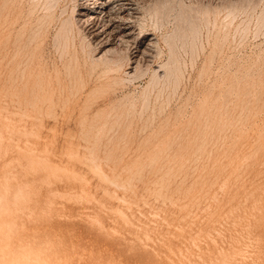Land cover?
Returning a JSON list of instances; mask_svg holds the SVG:
<instances>
[{
  "label": "rangeland",
  "instance_id": "obj_1",
  "mask_svg": "<svg viewBox=\"0 0 264 264\" xmlns=\"http://www.w3.org/2000/svg\"><path fill=\"white\" fill-rule=\"evenodd\" d=\"M80 2L0 0V86L12 67L23 90L20 110L7 98L9 126L0 94V193L11 196L0 194V209L13 254L30 264H264V0H129L127 47L90 38ZM123 56L119 72L103 69Z\"/></svg>",
  "mask_w": 264,
  "mask_h": 264
},
{
  "label": "bare ground",
  "instance_id": "obj_2",
  "mask_svg": "<svg viewBox=\"0 0 264 264\" xmlns=\"http://www.w3.org/2000/svg\"><path fill=\"white\" fill-rule=\"evenodd\" d=\"M129 0H82V3H81V5H80V8L78 9V16H79V18H81L82 17V19H80L81 21H83V24L84 23H88V26H90L86 31H87V33L90 35V38H98V37H102V36H108V37H112V39H114L118 44H127V45H124V46H128V44L129 43H131L132 42V39H134V37H133V31L131 30V25H130V23H131V19H135V15L137 14L136 13V11H135V7L134 8H132V5L128 2ZM14 2V1H13ZM31 3V2H30ZM33 5H34V3H33ZM35 6V5H34ZM37 6V5H36ZM78 6H79V4H78ZM10 7V6H9ZM30 7V6H29ZM32 7V6H31ZM11 8H13V7H11ZM48 6L46 7V9L48 10ZM18 9V8H17ZM33 9H34V11L36 12V10H37V8L35 7V8H33L32 7V11L31 12H33ZM36 9V10H35ZM5 10V9H4ZM28 11H29V8L27 9ZM18 11V10H17ZM17 11H15L16 13H17ZM27 11V12H28ZM31 12H29V14L32 16L35 12H33V14L31 13ZM45 12H46V10H45ZM49 12V11H48ZM138 12V11H137ZM9 13H11V12H9ZM15 13V14H16ZM19 13L20 14H22L21 13V11H19ZM18 14V13H17ZM28 14V15H29ZM76 14V13H75ZM13 15V14H12ZM15 17H17V15H15ZM41 17V16H40ZM21 18H22V16H21ZM31 18V17H30ZM35 18V17H34ZM137 18H138V16H137ZM3 19V18H2ZM37 19V18H36ZM76 19V18H75ZM75 19H74V21H75ZM264 19V18H263ZM262 19V21H264ZM14 20V22H15V19H13ZM12 20V21H13ZM18 22H19V20L18 19H16ZM31 20V19H30ZM40 20H41V18H40ZM136 20V19H135ZM7 20H5V22H6ZM16 21V22H17ZM36 21V20H35ZM133 21V20H132ZM262 21H261V23H262ZM7 22H11V21H7ZM14 22H13V27L14 26H17V25H15L14 24ZM17 22V23H18ZM31 22V21H30ZM38 22V21H37ZM64 22H65V20H64ZM67 22V21H66ZM65 22V23H66ZM95 22H97V23H101L100 24V28L98 27V25H97V23H96V25L94 24ZM27 23V22H26ZM25 23V24H26ZM38 23H41V22H38ZM70 23V22H69ZM79 23H80V21H79ZM82 23V22H81ZM134 23V22H133ZM135 23H136V21H135ZM264 23V22H263ZM8 24V23H7ZM6 24V25H7ZM24 24V23H23ZM42 24V23H41ZM40 24V25H41ZM64 24V23H63ZM5 25V26H6ZM62 25V24H61ZM81 25V24H80ZM133 25V24H132ZM10 26V25H9ZM22 26V25H21ZM46 26V25H45ZM68 26H69V24H68ZM84 26V25H83ZM82 26V27H83ZM87 26V25H86ZM24 27V26H23ZM22 27V28H23ZM64 27H65V24H64ZM67 27V26H66ZM71 27V26H70ZM39 28V27H38ZM40 28H41V26H40ZM46 28V27H45ZM44 28V29H45ZM63 28V27H62ZM61 27L59 28L60 30L62 29ZM132 28H134V27H132ZM197 28V27H196ZM6 29H8V28H6ZM10 29V28H9ZM16 29V28H15ZM21 29V28H20ZM43 29V28H42ZM41 29V30H42ZM65 29V28H64ZM86 29V28H85ZM135 29V28H134ZM133 29V30H134ZM191 29V28H190ZM11 30V29H10ZM40 30V29H39ZM40 30V31H41ZM63 30V29H62ZM66 30V29H65ZM195 30V29H194ZM194 30H193V32H194ZM3 31H4V29H3ZM2 31V32H3ZM6 31V30H5ZM4 31V32H5ZM8 31V30H7ZM59 31V30H58ZM67 32H68V30H66ZM71 31V30H70ZM85 31V30H84ZM198 31V30H197ZM3 32V33H4ZM21 32V31H20ZM64 32V31H63ZM8 33V32H7ZM11 33H13V31L11 32ZM39 33V32H38ZM79 33H80V31H79ZM78 33V34H79ZM81 33H83V32H81ZM5 34V36L6 35H8V34H6V33H4ZM45 34V33H44ZM68 34H69V32H68ZM71 34V33H70ZM87 34V35H88ZM39 35V34H38ZM58 36V35H60V34H55V36ZM61 35H63L62 34V32H61ZM61 35H60V37H61ZM65 35H66V33H65ZM64 35V36H65ZM76 35V34H75ZM80 35V34H79ZM78 35V36H79ZM87 35H85V37L87 36ZM4 36V35H3ZM5 36H4V38H5ZM37 36V35H36ZM81 36V35H80ZM70 37H72V34H71V36ZM77 37V36H76ZM145 37V36H144ZM58 38V37H57ZM61 38H63V37H61ZM64 38H66V37H64ZM69 38V37H68ZM72 38H74V37H72ZM79 38V37H78ZM55 39H56V37H55ZM85 39V38H84ZM84 39L81 41V42H83L84 41ZM87 39V38H86ZM145 39V38H144ZM151 39V38H150ZM45 40V39H44ZM71 41V43H73V41H72V39H70ZM99 40V39H98ZM107 40H108V38H107ZM106 40V41H107ZM111 40V39H110ZM26 41V40H25ZM36 41V40H35ZM43 41V40H42ZM88 41V40H87ZM150 41V40H149ZM15 42V41H14ZM27 42V41H26ZM64 42V41H63ZM112 42H114V41H112ZM7 43V42H6ZM22 43V42H21ZM20 43V44H21ZM25 43V42H24ZM34 43V42H33ZM75 43V42H74ZM19 43H14V44H12L13 46V48H11V50H13V55H12V63H14L15 62V56H17V54H18V52L16 53V50H17V48L19 49L20 47H18L19 45H18ZM26 44V43H25ZM111 44V43H110ZM140 44H141V42H140ZM146 44H147V42H146ZM149 44V43H148ZM24 45V44H23ZM26 45H28V44H26ZM32 45V44H31ZM82 45V44H81ZM145 45V44H144ZM21 46V45H20ZM36 46V45H35ZM70 46V45H69ZM90 46H91V44H90ZM117 46V45H116ZM122 46V45H121ZM141 45H138V47H140ZM149 46H150V44H149ZM153 46V45H152ZM25 47V46H24ZM28 47V46H27ZM27 47H25V48H27ZM62 47V46H61ZM138 47H136V48H138ZM147 47V46H146ZM151 47V46H150ZM30 48V47H29ZM68 47H66V49H67ZM90 48V47H89ZM114 48V47H113ZM4 49H6L5 47H4ZM16 49V50H15ZM22 50H23V46H22V48H21ZM28 49V48H27ZM64 47H63V54H64ZM148 49V48H147ZM150 49V48H149ZM26 50V49H25ZM113 50V49H112ZM151 50V49H150ZM30 51V50H29ZM84 51V53H85V49L84 50H82V47H81V52H83ZM107 51V50H106ZM116 51V50H115ZM136 51H138V52H141L142 54H144L145 55V51L142 49V50H139V49H136ZM7 52V51H6ZM5 52V54H4V57L5 56H7V53ZM8 52H9V50H8ZM108 52H110V55H111V51H108ZM107 52V53H108ZM149 52V51H148ZM9 53H11V52H9ZM21 53V52H20ZM27 53V52H26ZM75 53V52H74ZM84 53H82V54H84ZM104 53H105V51H104ZM115 53V52H114ZM66 54V53H65ZM103 54V53H102ZM113 54V53H112ZM118 53H116V56H118L117 55ZM120 54V53H119ZM148 54V53H147ZM9 55V54H8ZM31 55V54H30ZM108 55V54H107ZM109 55V56H110ZM150 55V54H149ZM171 55H172V53H171ZM24 56V55H23ZM63 56V55H62ZM66 56H67V54H66ZM100 56H103V55H100ZM99 56V57H100ZM104 56H105V54H104ZM114 56H115V54H114ZM148 56V55H147ZM32 57V56H31ZM75 57V56H74ZM79 57V56H78ZM112 57H113V55H112ZM121 57V56H120ZM120 57H118V58H113V59H106L105 58V61H104V64H105V67L103 68L104 70H105V68H106V70L108 71V73H110V72H114V70L115 69H117L118 70V72H119V70H121V65H122V63H124V61L126 62L127 61V56L126 57H124V58H120ZM138 57V56H137ZM141 57V56H140ZM9 58V57H8ZM17 59H19V57H16ZM26 58H28L27 56H26ZM26 58L24 59V61H23V63H25V68H27L26 67V64H27V62H29V61H27L26 60ZM72 58L73 57H71V59H70V61L72 60ZM91 58V57H90ZM102 58V57H101ZM111 58V57H110ZM120 58V59H119ZM139 58V57H138ZM31 59V58H30ZM75 59V58H74ZM94 59V58H93ZM98 59V58H97ZM140 59V58H139ZM3 60H4V58H3ZM10 60H11V58H10ZM32 60V59H31ZM99 60V59H98ZM142 60V59H141ZM9 61V60H8ZM7 61V62H8ZM19 61V60H18ZM69 61V62H70ZM74 61H77V60H74ZM85 61V60H84ZM91 61V60H90ZM102 61V60H101ZM131 61V60H130ZM129 61V62H130ZM137 61V60H136ZM148 61V60H147ZM172 61V60H171ZM174 61V60H173ZM21 62H22V60H21ZM46 62V61H45ZM65 62V61H64ZM68 62V64H71V62L69 63ZM78 62V61H77ZM77 62H76V64H77ZM86 62V61H85ZM99 62V61H98ZM128 62V63H129ZM10 63H11V61H10ZM48 63V62H47ZM46 63V64H47ZM56 63V62H55ZM75 63V62H74ZM96 63V61L94 62V64ZM172 63V62H171ZM15 64V63H14ZM18 64H20V63H18ZM37 64V63H36ZM66 64V63H65ZM92 64V63H91ZM93 64V65H94ZM97 64V63H96ZM99 64H100V62H99ZM102 64V63H101ZM177 64V63H176ZM83 65H85V63L83 64ZM90 65V64H89ZM135 65V64H134ZM164 66H165V64H163ZM168 65V64H167ZM1 66V65H0ZM6 66V65H5ZM16 66L17 65H15V69H17L16 68ZM20 66V65H19ZM24 66H22V67H24ZM63 66V65H62ZM79 66V65H78ZM81 66V65H80ZM100 66H102V65H100ZM137 66V65H136ZM7 67H8V65H7ZM54 67V66H53ZM87 67V66H86ZM89 67H91V66H89ZM88 67V68H89ZM135 67V66H134ZM169 67V66H168ZM172 67V66H171ZM6 68V67H5ZM93 68V67H92ZM95 68V67H94ZM118 68H120V69H118ZM170 68V67H169ZM7 69V74L5 73H3V77L1 76V78L3 79V83L1 84V86H0V94H1V97H3L4 99H5V101H4V103L2 104V106H1V112H2V116H5V118H7V125L9 126V125H13L14 123H16V121H14L13 119H9L8 117V114L9 113H11L10 111H11V108H10V110L8 109V106H7V98L9 97V98H11L12 99V97L13 98H15L16 100H15V103H16V105L15 106H17V108L20 110V108L22 107V104H23V102L22 101H19V99H18V95H19V88H20V86L18 85V84H20V82L18 81V80H16V76H15V78L13 79L12 78V74H11V71L14 69H12V67L10 68V69H8V68H6ZM20 69V68H19ZM19 69H17V70H19ZM37 69V68H36ZM90 69V68H89ZM2 70V69H1ZM23 70V69H22ZM44 70V69H43ZM78 70V69H77ZM91 70V69H90ZM135 70V69H134ZM21 71V70H20ZM37 71V70H36ZM94 71V70H93ZM106 71V72H107ZM156 71V70H155ZM180 71V70H179ZM178 71V72H179ZM3 72H5V71H3ZM9 72H10V76H9ZM13 72V71H12ZM86 72V71H85ZM92 72V71H91ZM104 72V71H103ZM112 72V73H113ZM115 72H117V71H115ZM173 72H175V71H173ZM46 73V72H45ZM105 73V72H104ZM111 73V74H112ZM156 72H154V75H156L155 74ZM56 74V73H55ZM126 74V73H125ZM173 74V73H172ZM32 75V74H31ZM70 75V74H69ZM133 75V74H132ZM171 75V73L169 74V76ZM23 76V75H22ZM34 76V75H33ZM128 76V75H127ZM174 76V75H173ZM47 77H48V75H47ZM59 77V76H58ZM129 77H131V76H129ZM155 77V76H154ZM167 77H168V75H167ZM17 78H18V76H17ZM31 78V77H30ZM49 78V77H48ZM47 78V79H48ZM51 78V77H50ZM159 78H160V76H159ZM172 78V77H171ZM35 79V78H34ZM155 79V78H154ZM153 79V80H154ZM167 79V78H166ZM169 79V78H168ZM176 79V78H175ZM264 79V78H263ZM27 80V79H26ZM37 80V79H36ZM40 80V79H39ZM44 80H46L45 78H44ZM59 80V79H58ZM159 80V79H158ZM177 80V79H176ZM9 81H11L12 83L9 85L8 84V82ZM90 81V80H89ZM95 81V80H94ZM99 81V80H98ZM175 81V80H174ZM173 81V82H174ZM36 82V81H35ZM151 82V81H150ZM264 82V81H263ZM262 82V83H263ZM18 83V84H17ZM27 83V82H26ZM38 83H39V81H38ZM177 83V82H176ZM48 84V83H47ZM56 84V83H55ZM153 84V83H152ZM259 84V83H258ZM264 84V83H263ZM24 85V84H23ZM43 85V84H42ZM59 85H57V87H58ZM64 86V85H63ZM37 87V86H36ZM65 87V86H64ZM85 87H87L86 85H85ZM21 88H22V86H21ZM39 88V87H38ZM61 89H62V87H60ZM23 89V88H22ZM65 89V88H64ZM254 89V88H253ZM261 89V88H260ZM38 90V89H37ZM56 91H57V89H55ZM21 91V90H20ZM23 91V90H22ZM22 91L20 92V93H22ZM30 91V90H29ZM29 91H28V93H29ZM34 92L33 93H35L34 95H36L37 96V94H38V92L39 91H35V88H34V90H33ZM61 91V90H60ZM60 91H58V92H60ZM65 91V90H64ZM264 91V90H263ZM31 92V91H30ZM57 92V93H58ZM62 92V91H61ZM43 93V92H42ZM41 93V94H42ZM30 94H32V93H30ZM40 94V95H41ZM40 97V96H39ZM240 97V96H239ZM33 98H35V96L33 97ZM3 99V100H4ZM45 99H47V98H45ZM51 99V98H50ZM252 99V98H251ZM43 100V99H42ZM33 101H35V99L33 100ZM39 101V100H38ZM37 101V102H38ZM3 102V101H2ZM11 101H9V103H10ZM29 102V101H28ZM27 102V104H29ZM44 103L46 102V101H43ZM43 102H41V103H43ZM8 103V104H9ZM14 103V102H13ZM14 103V104H15ZM33 105H34V103L33 102H31ZM237 103V102H236ZM12 104V103H11ZM26 104V105H27ZM31 104V105H32ZM25 105V104H24ZM30 105V106H31ZM37 105H39V103L37 104ZM245 105V104H244ZM11 106V105H10ZM26 107V106H25ZM29 108V107H28ZM31 109H32V107H30ZM235 108V107H234ZM239 108V107H238ZM251 108V107H250ZM13 109V108H12ZM30 109V110H31ZM15 110H17V109H15ZM14 110V111H15ZM29 110V109H28ZM33 110V109H32ZM245 110V109H244ZM24 111V110H23ZM26 111V110H25ZM237 111V110H236ZM12 112H13V110H12ZM20 112V111H19ZM29 112V111H28ZM40 112V111H39ZM32 113V112H31ZM35 113H36V111H35ZM236 113V112H235ZM239 114V113H238ZM10 115H12V114H10ZM8 116V117H7ZM240 116V115H239ZM200 117V116H199ZM4 118V120H6ZM23 119V118H22ZM2 120H3V118H2ZM3 120V121H4ZM205 122H206V120H205ZM204 123V122H203ZM6 124V123H5ZM17 124H18V122H17ZM187 125H190V124H187ZM204 125H206L205 123H204ZM208 125V124H207ZM15 126V125H14ZM188 127V126H187ZM187 127H186V129H187ZM189 128V127H188ZM203 128H205V126L203 127ZM208 128V127H207ZM33 129V128H32ZM190 129V128H189ZM189 129H188V131H189ZM7 130V129H6ZM191 130H193L194 131V129H191ZM227 131V130H226ZM1 132V131H0ZM185 132H186V130H185ZM197 132V131H196ZM200 132V131H199ZM210 132V131H209ZM33 133V132H32ZM189 133V132H188ZM191 133V132H190ZM226 133V132H225ZM18 134V133H17ZM192 134V133H191ZM191 134H189V135H191ZM194 134H195V131H194ZM16 135V134H15ZM196 135V134H195ZM198 135V134H197ZM186 136H187V132H186ZM199 136V135H198ZM198 136H196V143H198L199 142V137ZM201 136H202V133H201ZM228 136V135H227ZM192 137H194V136H192ZM191 137V138H192ZM34 138V137H33ZM179 138V137H178ZM194 139V138H193ZM192 139V140H193ZM179 140V139H178ZM177 140V141H178ZM1 141V140H0ZM10 141V140H9ZM202 141H204V140H202ZM195 142V141H194ZM217 143V142H216ZM220 143V142H219ZM27 144V143H26ZM194 144V143H193ZM182 147V146H181ZM199 147H200V145H199ZM221 147V146H220ZM220 149V148H219ZM19 150V149H18ZM195 151V150H194ZM201 151V150H200ZM211 152V151H210ZM200 153V152H199ZM195 154V153H194ZM196 155V154H195ZM200 155H201V153H200ZM21 157V156H20ZM91 157V156H90ZM156 157V156H155ZM209 158V157H208ZM42 160V159H41ZM157 160V159H156ZM160 161V160H159ZM172 161V160H171ZM89 162V161H88ZM149 162V161H148ZM147 162V163H148ZM174 162V161H173ZM44 163V162H43ZM92 163V162H91ZM193 163V162H192ZM185 164V163H184ZM41 165H43V164H41ZM155 165V164H154ZM152 167V166H151ZM45 168V167H44ZM97 168V167H96ZM147 169V168H146ZM240 169V168H239ZM193 170V169H192ZM139 171V170H138ZM152 171V170H151ZM155 171V170H154ZM159 171H161V170H159ZM99 173V172H98ZM178 173H180V172H178ZM37 174V173H36ZM69 174V173H68ZM71 174V173H70ZM155 174V173H154ZM154 174H153V176H154ZM170 174V173H169ZM72 175V174H71ZM68 176V175H67ZM170 177V176H169ZM71 178V177H70ZM173 178V177H172ZM161 179V178H160ZM181 180V179H180ZM162 181V180H161ZM160 181V182H161ZM188 181V180H187ZM201 181V180H200ZM4 182V181H3ZM156 182H157V180H156ZM159 182V183H160ZM178 182V181H177ZM181 182V181H180ZM2 184H5V182L4 183H2ZM152 184V183H151ZM147 185V184H146ZM146 185H145V187H146ZM202 185V184H201ZM24 186V185H23ZM158 186V185H157ZM7 187V186H6ZM129 187H131V186H129ZM159 187V186H158ZM179 187V186H178ZM213 187V186H212ZM223 187V186H222ZM5 188V187H4ZM201 188V187H200ZM7 189L8 190H6V188H5V190L8 192L9 191V188L7 187ZM165 189H166V187H165ZM146 190V189H145ZM175 190V189H174ZM201 190V189H200ZM219 190H221V189H219ZM143 191V190H142ZM141 191V192H142ZM152 191V190H151ZM164 191V190H163ZM177 191V190H176ZM18 192H20V191H18ZM188 192V191H187ZM221 192V191H220ZM10 193V192H9ZM15 193V192H14ZM131 193V192H130ZM149 193V192H148ZM178 193V192H177ZM186 193V192H185ZM0 194H5V193H3V192H1ZM8 193H6V195H7ZM16 194L18 195L19 193H17L16 192ZM154 194V193H153ZM6 195H4V196H6ZM9 195V194H8ZM85 195V194H84ZM134 194H132V196H133ZM198 195V194H197ZM20 196V195H19ZM53 196V195H52ZM108 196V195H107ZM155 196V195H154ZM2 197V196H1ZM9 197H11V196H9ZM9 197H7L6 196V198L8 199ZM2 198H4V197H2ZM2 198H0V200H2ZM13 198H14V196H13ZM9 200H10V198H9ZM15 200H17V198L15 199ZM15 200H13V202H15ZM20 200V199H19ZM197 200V199H196ZM206 200V199H205ZM214 200V199H213ZM21 201V200H20ZM155 201V200H154ZM2 203L4 202V200H2L1 201ZM0 202V204H2ZM6 202V201H5ZM4 202V203H5ZM168 202V201H167ZM175 202V201H174ZM3 203V204H4ZM10 203V201H8V204ZM18 203V202H17ZM45 203V202H44ZM137 203V202H136ZM155 203V202H154ZM2 204V205H3ZM142 204V203H141ZM7 205V204H6ZM24 205V204H23ZM161 205V204H160ZM98 206V205H97ZM102 206V205H101ZM174 206V205H173ZM6 207V206H5ZM3 208V207H2ZM7 208V207H6ZM6 208H4V209H6ZM12 208V207H11ZM103 209V208H102ZM206 209V208H205ZM1 211H0V264H30V263H26V260H27V257L26 256H24V255H18V256H16V255H14L13 254V252L14 251H12L11 250V248H10V246H9V244L6 242L7 240H9V239H7V236H8V232H9V227H11L10 226V224L11 223H9V222H7V221H4L3 220V217H4V215H5V213H4V210H2V209H0ZM207 210V209H206ZM42 211V210H41ZM106 211V210H105ZM44 212V211H43ZM110 212V211H109ZM118 212V211H117ZM116 212V213H117ZM154 212V211H153ZM203 212V211H202ZM4 213V214H3ZM10 213V212H9ZM111 213V212H110ZM195 213V212H194ZM40 214V213H39ZM119 215H121L120 213H118ZM9 215V214H8ZM7 215V216H8ZM41 215V214H40ZM3 216V217H2ZM13 216H14V214H13ZM24 216V215H23ZM95 217V216H94ZM7 218V217H6ZM87 219H89V218H87ZM123 219H125V218H123ZM194 220V219H193ZM92 221V220H91ZM101 221V220H100ZM96 222V221H95ZM126 223V222H125ZM42 226V225H41ZM137 228V227H136ZM47 229V228H46ZM49 229V228H48ZM110 230V229H109ZM139 230V229H138ZM111 231V230H110ZM208 234V233H207ZM209 235V234H208ZM7 239V240H6ZM15 250V249H14ZM46 252V251H45ZM50 252V251H49ZM49 254V253H48ZM81 255V254H80ZM43 257V256H42ZM61 257V256H60ZM36 259H39V258H41V257H35ZM79 259V258H78ZM76 261V260H75Z\"/></svg>",
  "mask_w": 264,
  "mask_h": 264
}]
</instances>
